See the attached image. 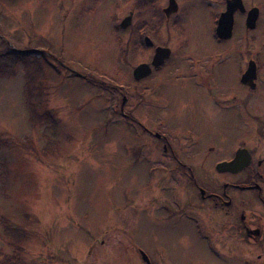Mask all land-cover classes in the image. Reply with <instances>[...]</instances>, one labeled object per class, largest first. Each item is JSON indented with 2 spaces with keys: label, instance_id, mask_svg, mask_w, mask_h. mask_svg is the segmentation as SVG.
<instances>
[{
  "label": "flooded vegetation",
  "instance_id": "obj_1",
  "mask_svg": "<svg viewBox=\"0 0 264 264\" xmlns=\"http://www.w3.org/2000/svg\"><path fill=\"white\" fill-rule=\"evenodd\" d=\"M17 3L22 13L31 7L37 11L25 13L29 20L38 19L35 42L24 34L14 41L0 25L1 57L35 56L58 74L79 76L72 66L80 63L69 54L99 49L80 41L89 22L106 25L104 39H112L106 47L130 68V78L119 72L112 73L110 83L79 77L107 94L115 116L147 133L148 150L164 161L161 179L150 180L149 208L164 219L176 212L191 229L198 254L202 246L208 251L214 244L220 264H231L235 257L264 264V0H0V9ZM157 51L165 56L154 66ZM140 65L148 66V74L137 79L133 72ZM168 85L179 86L176 107L166 98ZM160 86L163 94L157 92ZM218 110L229 112L233 129L242 135L226 155L216 157L215 144H201L198 134L207 133L202 124ZM93 252L91 247L84 256ZM200 259L185 258V264H200Z\"/></svg>",
  "mask_w": 264,
  "mask_h": 264
},
{
  "label": "rangeland",
  "instance_id": "obj_2",
  "mask_svg": "<svg viewBox=\"0 0 264 264\" xmlns=\"http://www.w3.org/2000/svg\"><path fill=\"white\" fill-rule=\"evenodd\" d=\"M18 4L2 5L1 29L10 30L14 41L24 34L34 43L38 19L29 20L25 13L37 11L31 7L22 13ZM11 11L10 19L4 16ZM106 34L105 24L88 23L80 43L101 47L70 53L80 63L72 70L107 83L114 72L130 78V68L106 47L112 41L104 39ZM13 57L3 60V75L0 69V264L8 258L16 264H140L138 251L153 264H185V258L198 255L200 264H220L214 244L197 253L191 229L176 212L164 219L149 208L150 180L161 179L164 161L148 150L147 133L115 116L109 108L114 102L86 79L58 74L35 56ZM157 92L163 94L164 86ZM166 95L176 107L179 86L168 85ZM47 111L51 119L38 118ZM136 115L146 126L143 113ZM202 125L207 133H199L198 141L215 144L216 157L226 155L242 135L227 111L218 110ZM9 225V237L19 240L24 234L17 255L4 237ZM98 239L115 245L100 246ZM91 247L92 256L85 257ZM231 264L250 263L235 257Z\"/></svg>",
  "mask_w": 264,
  "mask_h": 264
},
{
  "label": "trees",
  "instance_id": "obj_3",
  "mask_svg": "<svg viewBox=\"0 0 264 264\" xmlns=\"http://www.w3.org/2000/svg\"><path fill=\"white\" fill-rule=\"evenodd\" d=\"M17 57L16 58H20V55H16ZM4 57H6V56H3L2 55V57H1V59H2V61L4 60V59H7V58H4ZM21 59V58H20ZM3 64H5V62L3 61L2 63H0V69L2 70L3 69ZM2 75L4 74V71L2 70ZM26 93H27V99H28V105H29V108H30V114L32 115L33 113H32V108H31V102H30V98H29V95H28V92H27V90H26ZM39 119H51V115H50V112H46L44 115H41V116H39L38 117ZM5 221H3L6 225H7V223H8V221H6V219H4ZM7 222V223H6ZM11 225H9V226H7V230L5 231L6 232V235H7V232L8 231H10L11 229V227H10ZM4 228H5V226H4ZM5 237V239H7V243H8V245L9 246H11L12 247V249L14 248V251H13V254L14 255H17V253H16V251L18 252V251H20V248H21V243L23 242V238H24V234L23 233H21L20 232V238H19V240H17V239H14V238H12V237H9L8 235L7 236H4ZM1 264H16V261L14 260V261H12L10 258H8L7 260H5L3 263H1Z\"/></svg>",
  "mask_w": 264,
  "mask_h": 264
},
{
  "label": "water",
  "instance_id": "obj_4",
  "mask_svg": "<svg viewBox=\"0 0 264 264\" xmlns=\"http://www.w3.org/2000/svg\"><path fill=\"white\" fill-rule=\"evenodd\" d=\"M226 17V15H225V13L222 15V17H221V20H220V22H219V29H218V31L219 30H223V24H224V18ZM164 54L162 53V52H156V54H155V57H154V61H153V65L154 66H157V62H160L161 60H162V58H164ZM160 60V61H159ZM147 68H148V66L147 65H140V66H138L135 70H134V72H133V75H134V77L135 78H143V77H145L147 74H148V70H147ZM253 73V70L251 71V74ZM246 77H247V75H246ZM221 166L220 167H224L225 166V164H220ZM141 256H142V260L144 261V264H148V259L146 258V256L142 253L141 254Z\"/></svg>",
  "mask_w": 264,
  "mask_h": 264
}]
</instances>
